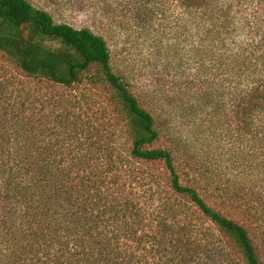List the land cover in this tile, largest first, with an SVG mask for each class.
<instances>
[{"label": "trees", "instance_id": "1", "mask_svg": "<svg viewBox=\"0 0 264 264\" xmlns=\"http://www.w3.org/2000/svg\"><path fill=\"white\" fill-rule=\"evenodd\" d=\"M160 3L171 109L237 143L251 180L207 200L102 35L0 0V264H264V0H137L135 26ZM92 67L108 127L64 112Z\"/></svg>", "mask_w": 264, "mask_h": 264}, {"label": "rangeland", "instance_id": "2", "mask_svg": "<svg viewBox=\"0 0 264 264\" xmlns=\"http://www.w3.org/2000/svg\"><path fill=\"white\" fill-rule=\"evenodd\" d=\"M29 1L47 10L55 22H66L76 28L87 27L104 37L110 49L113 71L125 76L140 105L155 118L159 132L155 146L170 147L179 164L187 162V171L194 173L192 182L200 188L207 200L211 202L207 196L213 187L229 186L235 179V182L241 184L251 180L244 171L240 154L236 153L237 143L227 146L223 140L205 134L201 128L207 129V124L198 121L200 117L194 120L189 109H171L174 106L169 104L171 100L177 101L175 91H169L164 86L161 88V83L164 85L166 82L161 69V3L154 7L155 12L148 24L137 28L132 9V3L135 4L137 0ZM166 54L162 52V57ZM12 68V63L0 54V75ZM94 73L95 67H92L84 82L74 90L72 100L69 94L68 100L64 99V112H72L71 116L82 123L91 121L99 127H108L109 117L103 111L105 90L102 85H92L88 80ZM161 90L167 93H161ZM42 92L47 94L50 91L43 89ZM51 95L50 101L54 103L56 95ZM49 105V109L55 111V107ZM161 123L169 129L168 137L161 132L166 134L167 130L164 126L161 128ZM176 138H181L182 142L173 146L170 140ZM242 168L243 171H240Z\"/></svg>", "mask_w": 264, "mask_h": 264}]
</instances>
